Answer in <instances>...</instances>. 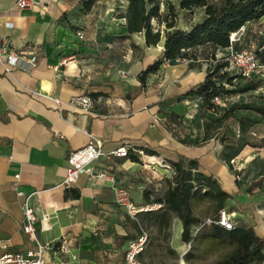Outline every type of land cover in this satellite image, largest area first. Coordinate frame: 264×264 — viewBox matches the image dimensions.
Here are the masks:
<instances>
[{
  "label": "crops",
  "instance_id": "0c3cea01",
  "mask_svg": "<svg viewBox=\"0 0 264 264\" xmlns=\"http://www.w3.org/2000/svg\"><path fill=\"white\" fill-rule=\"evenodd\" d=\"M124 6V0H94L84 10L80 0H47L18 8L15 0H0V37L9 50L34 49L38 58L28 70L13 67L7 72L0 63V254L34 247L22 229L23 203L28 198L37 216L41 211L51 216L46 230L36 223L40 241L55 244L61 234L69 237L63 264H122L116 239L124 240L125 252L129 236L140 234L138 228L143 233L140 219L149 213L128 214L115 202L113 188L125 187L136 206L153 205L148 210L157 212L158 203L146 201L162 196L171 173L110 153L125 142L172 159L195 158L201 171L227 184V192L236 190L223 161L205 149L207 140H201L211 110L199 109V96L178 99L203 79L213 54L222 55L229 47H192L189 57L163 61L141 84L138 73L160 55L162 41L145 46L142 33H127L124 19L117 16ZM195 10L203 16L201 7L185 11ZM244 26L247 39L243 36L238 44H259V39L264 43V16ZM82 93L93 100L88 111L70 102ZM251 129L254 140L264 139V118ZM89 134L101 138L103 154L66 186L67 156L85 145ZM194 137L200 141L194 143ZM218 146L219 142L214 149ZM102 171L105 176L97 175ZM168 215L166 225L155 224L166 236L168 248L184 251L181 222L174 213ZM259 229L264 230V224ZM106 236L113 241L102 242ZM44 257L45 264H57L51 252Z\"/></svg>",
  "mask_w": 264,
  "mask_h": 264
},
{
  "label": "trees",
  "instance_id": "16d2710c",
  "mask_svg": "<svg viewBox=\"0 0 264 264\" xmlns=\"http://www.w3.org/2000/svg\"><path fill=\"white\" fill-rule=\"evenodd\" d=\"M124 1V10L118 12L117 16L124 19L123 25L126 32L129 34L142 33L145 46L156 45L162 41L160 55L138 73V80L141 84L145 83L146 77L150 73L157 71L163 61L174 62L176 58L189 57L187 50L192 47L210 44L218 49H224L230 45L239 48L234 45L236 42L230 44V34L248 21L264 16V0H216L215 2L211 0H177L178 10L195 7H201L203 10L201 19L182 28L177 24L174 6L167 5L165 9L161 10L160 0ZM93 3L94 0H80L81 8L84 10L90 9ZM226 53L219 56L213 54L210 60H215V62L209 63L212 67L205 73L203 79L190 85L178 96V99L199 96V109H209L213 113H218L215 122L234 119L233 128L235 129L237 125L238 135H244L252 130L251 127L256 122L264 118V92L257 93L253 100L226 102V105L216 104L212 101L214 96L229 97V95L237 94L238 97L253 92L260 86L259 82L261 81L257 79L260 76L258 73H253L249 78L244 79L236 71H230L228 62L224 59ZM255 53L260 63L264 64V43L259 41V44H256ZM206 133L205 130L201 140H206ZM234 137L232 136L233 140H231L233 146H235ZM199 141L195 140L194 143ZM226 145L228 144L222 145L221 151ZM251 145L261 146L262 144L253 140ZM142 148L147 154L162 155L172 166L170 176L165 179L162 196L154 198L151 200L152 202L146 201V203H158L157 212L145 211L149 213L148 215L154 216L159 227L162 223L166 225L170 212L174 213L181 222V241H191L193 239L191 227L201 225L200 218L193 211V205L208 199L214 213L210 217L209 236L232 243L231 248L219 256L214 264L264 262V235H259L252 225L233 224L232 227L226 228L217 222L219 212L222 209L225 210L228 199H235L234 194L223 189L219 180L212 173L207 174L201 171L195 158L180 155L177 159H172ZM128 156L132 160H138L137 155L133 152H130ZM221 160L224 161V159ZM143 194L145 195V192ZM205 223L206 221L203 222V225ZM136 233H141V229L138 228ZM129 237L134 238L135 236Z\"/></svg>",
  "mask_w": 264,
  "mask_h": 264
},
{
  "label": "rangeland",
  "instance_id": "374dc122",
  "mask_svg": "<svg viewBox=\"0 0 264 264\" xmlns=\"http://www.w3.org/2000/svg\"><path fill=\"white\" fill-rule=\"evenodd\" d=\"M211 1L215 2L216 0ZM111 2L113 3V1ZM167 5L174 6L178 25H190L201 19V12L199 11L178 10L176 7L177 0H160L161 10L165 9ZM245 30H247L246 27ZM244 38L247 39L246 36ZM234 45L244 47L243 42L241 44L236 42ZM228 68L233 71V67L228 66ZM259 75L257 79L261 81L259 82L261 89L256 92L261 93L264 92V74ZM256 92H248L233 98L229 95L230 99L227 102L253 100ZM217 117L218 113L209 112V128L205 134L208 144L205 149L209 153L218 154L220 160L224 159L223 163L236 185V190L231 191L235 200L228 199L225 210L230 213L229 220L232 224H252L257 233H262L264 230L259 229V227L264 224V139L255 140L262 144L258 146L262 148H255L251 145L255 138L252 130L244 135H238V132L233 128L234 119L215 122ZM232 136H235V146L232 145ZM195 139L196 137H194ZM217 142L220 143V146L214 149V144ZM224 144L228 145L223 147L224 150L221 151ZM219 182L223 189L230 190L220 178ZM193 211L200 218L201 225L191 227L193 239L184 242V251L180 250L179 247L177 249L168 248L166 236L157 228L154 216L147 214L141 217L146 243L139 254V259L146 264H214L219 256L231 248L232 243L228 240H217L209 236L210 224L206 219L212 217L214 213L212 204L208 199L194 203ZM204 221L206 223L203 225ZM103 240L101 241L107 243L112 242L113 238L106 236ZM115 243L119 246V253L122 254L121 263L124 264V240L116 239Z\"/></svg>",
  "mask_w": 264,
  "mask_h": 264
},
{
  "label": "built area",
  "instance_id": "2783aa9c",
  "mask_svg": "<svg viewBox=\"0 0 264 264\" xmlns=\"http://www.w3.org/2000/svg\"><path fill=\"white\" fill-rule=\"evenodd\" d=\"M45 1L47 0H15V5L18 8H23L31 4H41ZM244 34L245 26H241L239 29L232 32L229 36L230 44L241 41ZM78 35L82 36L80 32H78ZM255 48L256 44L254 43H249L240 48H235L232 45L229 46L224 59L228 62V66L233 67L241 78H249L253 73L264 74V64L260 63L258 60ZM37 59V52L34 49L19 52L9 50L6 40L0 37V63L4 64V69L7 72H11L13 67L28 70L36 64ZM179 60L180 58L175 59V61ZM214 62L215 60H209L210 64ZM33 93L39 94L40 91L34 90ZM54 100L57 103L61 102L57 97H55ZM228 100L229 97L214 96L212 98L214 103L221 105H226ZM70 102L78 104L81 109L88 111L92 106L93 100L88 93H82L73 95L70 98ZM235 130L238 132L237 125L235 126ZM101 148V138L94 134H89L88 141L85 145L70 151L67 156L63 183L66 186H70L78 179L82 172L88 171L87 166L103 154ZM130 152L136 154L138 161L142 162L144 165H158L165 170L172 171V166L162 155L147 154L142 147L135 146L128 142L118 145L110 153L127 157ZM146 157L149 158L145 159ZM18 175L19 174H15L14 177L18 178ZM97 175L105 176V172H99ZM15 184L16 182L13 183L14 186ZM113 193L115 202L123 206L127 213L132 216L139 211H145L153 207V205L136 206L125 187L115 186L113 188ZM229 214L230 213L224 209L220 210L217 222L224 225L226 228L232 227L233 224L229 220ZM206 221L209 223L211 219L207 218ZM36 223L41 230H46L51 225V216L45 211H41V214L37 216L28 203V198H26L23 203L22 229L35 245L25 252L3 251L0 254V264H45L44 256L47 251L52 253V258L57 264L64 263V256L69 253L70 248V239L67 234H61L58 242L55 244L49 241L42 242L36 236ZM145 243L146 235L144 233H140L128 241L124 252L125 264H146L139 259V254L144 249ZM1 247H4V244H2Z\"/></svg>",
  "mask_w": 264,
  "mask_h": 264
},
{
  "label": "bare ground",
  "instance_id": "6f19581e",
  "mask_svg": "<svg viewBox=\"0 0 264 264\" xmlns=\"http://www.w3.org/2000/svg\"><path fill=\"white\" fill-rule=\"evenodd\" d=\"M149 157L145 158V159H148Z\"/></svg>",
  "mask_w": 264,
  "mask_h": 264
}]
</instances>
